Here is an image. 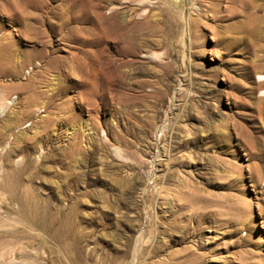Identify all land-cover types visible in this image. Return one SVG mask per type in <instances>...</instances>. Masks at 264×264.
I'll list each match as a JSON object with an SVG mask.
<instances>
[{
    "label": "rangeland",
    "instance_id": "rangeland-1",
    "mask_svg": "<svg viewBox=\"0 0 264 264\" xmlns=\"http://www.w3.org/2000/svg\"><path fill=\"white\" fill-rule=\"evenodd\" d=\"M263 3L0 0V264H264Z\"/></svg>",
    "mask_w": 264,
    "mask_h": 264
},
{
    "label": "bare ground",
    "instance_id": "bare-ground-1",
    "mask_svg": "<svg viewBox=\"0 0 264 264\" xmlns=\"http://www.w3.org/2000/svg\"><path fill=\"white\" fill-rule=\"evenodd\" d=\"M254 1H255V0H254ZM257 6H258V5H257ZM259 8H264V3H263L262 5H260ZM254 19H256V20L260 19V15H259V14L254 15ZM252 26H253V25H252ZM250 29H251V32H250L249 34L251 35V37H253L254 40H255V39L259 40L258 38H259L260 35H261V31H260V29L253 28V27H251ZM248 32H249V31H248ZM249 34H248V35H249ZM253 38H252V41L250 40V42H254ZM254 43H255V42H254ZM254 46H256V45H254ZM261 61H262V60H261ZM256 64H257V63H256ZM255 68L258 69L259 72H260V69H263V68H264L263 61H262V63H260V61H259V64L256 65ZM258 74H259V75H258V80H259L258 87L261 89V90H260V91H261L260 93L262 94V93H264V75H263V73H258ZM74 144H75V143H74ZM74 144H73V145H74ZM65 156H67V154H65ZM65 156H64V158H65ZM65 160H66V159H65ZM77 176H78V178L80 179V178L83 176V173H82V172H78V173H77Z\"/></svg>",
    "mask_w": 264,
    "mask_h": 264
}]
</instances>
